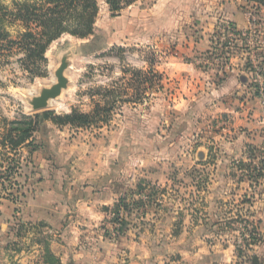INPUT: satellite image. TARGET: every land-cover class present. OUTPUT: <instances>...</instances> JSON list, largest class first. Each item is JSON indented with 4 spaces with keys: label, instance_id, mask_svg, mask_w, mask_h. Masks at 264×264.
<instances>
[{
    "label": "rangeland",
    "instance_id": "374dc122",
    "mask_svg": "<svg viewBox=\"0 0 264 264\" xmlns=\"http://www.w3.org/2000/svg\"><path fill=\"white\" fill-rule=\"evenodd\" d=\"M231 1L252 18L245 32L246 46H252L247 52L234 31L226 36L224 25L236 28L222 7ZM99 5L94 34L86 39L62 36L50 45L47 62L35 70L17 48L0 55V202L12 204L0 214V264H70L55 244L63 242L65 230L30 219L10 196L15 182V191L20 182L24 198L29 194L32 187L21 164L26 162L29 171L39 158L59 163L53 166L63 189L75 184L77 191L93 193L99 190L97 183L76 180L107 161L113 181L97 182L111 183L118 197L100 208L101 217L89 216L92 221L81 234L89 247L96 238H105L119 244L116 251L124 254L140 238L156 256L166 254V264H194L196 252L220 257L226 246L245 260L259 243L251 241L254 227L246 209L264 189V149H247L255 161L237 164L230 178L222 171L224 178L217 180L211 165L220 152L213 133L215 108L208 94L203 98L199 92L209 89L218 66L228 67L239 51L248 56L250 85L264 105L263 13L257 15L248 0H139L119 15L112 14L105 0ZM17 30L9 28L11 38L16 39ZM68 48L75 53L68 71L70 89L48 109L32 111L27 99L55 81L59 52ZM97 104L109 108L106 119L88 126H58L48 120L33 133L31 152L28 144L12 149L7 142L35 114L89 113Z\"/></svg>",
    "mask_w": 264,
    "mask_h": 264
},
{
    "label": "crops",
    "instance_id": "0c3cea01",
    "mask_svg": "<svg viewBox=\"0 0 264 264\" xmlns=\"http://www.w3.org/2000/svg\"><path fill=\"white\" fill-rule=\"evenodd\" d=\"M222 7L225 9L226 17L236 27V37L234 36L236 42L245 45L244 51L247 50V47L248 50H252V46H248V44L246 46L248 36L245 34L251 27L249 12L242 9L239 3L232 1L226 4L222 3ZM226 36L230 37L229 34ZM201 40L203 43L207 42L206 37ZM209 43L211 44V41ZM253 48L256 46L254 45ZM256 49L261 50L262 47ZM246 59L247 62H245ZM257 63L262 64L260 60H257ZM253 64L256 65V60L253 61ZM227 65L228 67L219 65L218 75L208 83L209 89L202 87L199 92L200 97L203 98L208 94V99L215 108V123L212 127L216 129L213 133L214 138L217 139L216 144L220 146V152L212 160L211 165L217 180L224 178L220 172L223 171L230 178L229 175L236 170L237 164L249 165V161H255V156L247 154V149H255L254 152L257 150L261 152L264 149V105L258 97L259 94L254 92L250 85L248 56L244 52L239 53L238 51ZM45 144L49 146L50 140H45ZM23 151L27 153L26 147ZM49 154L52 156L51 153ZM201 155L203 154L201 153ZM53 164L54 166L59 165L58 162L53 163L51 160L39 158V161H35L31 165L29 171H27L26 162L21 164L22 175L29 177L28 185L32 189L28 195L26 194L24 201L20 204V209L25 212V215L29 213L32 220L45 221L55 228L65 230L62 236L63 242H55L59 249L58 255L61 258L67 257L70 264H166V254L156 256L152 247L145 248L144 243L140 242V238L130 242V246H127L129 251L126 250L124 254L119 251L121 255L116 251L119 244L105 238L101 240L96 238V242L89 247L90 243L84 242V238L81 236L87 231L85 226L89 224V221H92L89 216L101 217L102 210L100 208L114 204L118 197V191L111 183H98L105 179L113 181V178L108 177L107 174V168H109L107 161L104 159L100 161L98 167L92 166L89 172H85V176L82 174L77 176L76 181H86L88 184L97 183L95 185H98L99 190L94 193L92 190L77 191L75 184L63 189L61 182L63 179L58 178L60 177L57 175L58 167H54ZM25 184L27 185V183ZM216 196L222 197V195ZM9 205H12L9 201L2 200L0 214L6 211L7 207H10ZM246 213L249 223H252L254 230L260 234L262 240L258 244L252 245V248L248 250L247 258L243 257L245 260L236 255L234 248L226 246L220 257H216L217 254L211 252L204 254L196 252L193 263L251 264V256L256 255L264 264V189L256 194L254 205L249 206ZM97 246L98 252L95 251ZM198 249L204 250L199 247ZM122 255H126L125 261ZM171 263L176 264L175 261Z\"/></svg>",
    "mask_w": 264,
    "mask_h": 264
},
{
    "label": "trees",
    "instance_id": "16d2710c",
    "mask_svg": "<svg viewBox=\"0 0 264 264\" xmlns=\"http://www.w3.org/2000/svg\"><path fill=\"white\" fill-rule=\"evenodd\" d=\"M139 0H105L113 15H119L124 9ZM255 7V12L260 15L264 11V0H248ZM100 10L99 0H12L8 5L0 0V55L4 50H21L25 53V60L33 63L34 70L37 65L47 62L46 52L50 45L64 35H70L79 39H86L95 32L96 19ZM16 26V39L11 38L9 28ZM9 55L6 54L5 57ZM34 73H39L35 71ZM108 107L100 104L95 106L92 112L85 113L72 110L70 113L56 114L46 110L34 115V120L27 127L17 128L21 132L13 137L10 134L7 142L16 149L23 144H28L31 151L33 145V133L38 127L50 120L55 125L88 126L100 119H106ZM106 118H105V117ZM10 164V163H8ZM13 183L14 191L10 196L19 204L23 202L24 194L21 183ZM16 193V194H15ZM15 197V198H14ZM22 201V202H21ZM118 208V204L115 205ZM125 209L128 206L124 204ZM251 241L260 242V234L254 230L251 233ZM248 247L252 242H247ZM251 264H262L256 255L251 256Z\"/></svg>",
    "mask_w": 264,
    "mask_h": 264
},
{
    "label": "water",
    "instance_id": "95a60500",
    "mask_svg": "<svg viewBox=\"0 0 264 264\" xmlns=\"http://www.w3.org/2000/svg\"><path fill=\"white\" fill-rule=\"evenodd\" d=\"M74 54V51L70 48L59 52V63L53 70L55 81L41 86L38 94L27 99L32 111L48 109L52 100L58 99L65 91L70 89L72 79L68 71L73 66Z\"/></svg>",
    "mask_w": 264,
    "mask_h": 264
},
{
    "label": "built area",
    "instance_id": "2783aa9c",
    "mask_svg": "<svg viewBox=\"0 0 264 264\" xmlns=\"http://www.w3.org/2000/svg\"><path fill=\"white\" fill-rule=\"evenodd\" d=\"M251 21H252V18H251ZM253 21H254V18H253ZM231 26V27H230ZM224 29H228V34L230 35V34H232L233 32H231V33H229L230 31H234V34H235V28L234 27H232V25L230 24L229 26L228 25H224ZM263 43H264V41H263ZM262 43V44H263ZM263 46H264V44H263ZM229 48H231V47H229Z\"/></svg>",
    "mask_w": 264,
    "mask_h": 264
}]
</instances>
